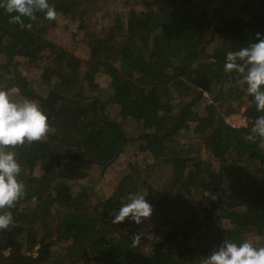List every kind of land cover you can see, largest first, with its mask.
<instances>
[{
  "label": "trees",
  "instance_id": "1",
  "mask_svg": "<svg viewBox=\"0 0 264 264\" xmlns=\"http://www.w3.org/2000/svg\"><path fill=\"white\" fill-rule=\"evenodd\" d=\"M114 1L49 0L54 20L37 12L20 24L0 7V89L37 101L50 127L11 149L25 196L0 209L14 219L0 230V264H201L225 239L264 246V146L247 139L264 113L243 74L224 71L229 51L264 34V0H141L86 44V61L48 38L61 19L86 30L90 13ZM242 109L247 125L230 126L225 118ZM130 148L133 174L110 197L80 185L95 169L104 178ZM130 194L145 196L152 215L113 224Z\"/></svg>",
  "mask_w": 264,
  "mask_h": 264
},
{
  "label": "clouds",
  "instance_id": "2",
  "mask_svg": "<svg viewBox=\"0 0 264 264\" xmlns=\"http://www.w3.org/2000/svg\"><path fill=\"white\" fill-rule=\"evenodd\" d=\"M0 7L9 14L15 13L9 17V22L14 24L23 23L24 17L34 20L37 12H44L48 20H54L57 16L55 6L49 0H0ZM224 71L243 74L241 83L246 85V92L253 97L257 112L264 113V34L257 33L255 42L229 51ZM243 113L241 115L246 119ZM47 120L37 101L25 98L22 102H16L7 91L0 89V209H11L25 196V185L18 180L21 165L11 149L26 141L31 143L44 138L50 130ZM247 139L252 142L259 139L261 146H264V114L256 117ZM152 212V205L145 196L130 194L128 202L122 204L113 215L112 223L120 224L130 218L139 225ZM13 224L10 211L0 213V230L8 229ZM137 238L138 235L134 239ZM201 264H264V246L257 247L250 240L237 244L225 239L201 260Z\"/></svg>",
  "mask_w": 264,
  "mask_h": 264
},
{
  "label": "rangeland",
  "instance_id": "3",
  "mask_svg": "<svg viewBox=\"0 0 264 264\" xmlns=\"http://www.w3.org/2000/svg\"><path fill=\"white\" fill-rule=\"evenodd\" d=\"M141 0H138L140 5H136L134 0H115L111 6H105V8H99V11H93L90 13V18L89 22L87 24L86 30H84L86 25H79L78 23L73 24L70 26L69 21L60 20V23L58 27H56V30H52L48 38L58 46L62 47L65 49L69 54L74 55L82 60H87L88 57V50L86 48V44L92 40L93 37H96L99 32H101L102 29L105 27L109 26L111 24V18L116 16L120 17L125 20L128 14L131 12L138 13L140 10L143 9L141 5ZM211 1V0H210ZM209 1V2H210ZM203 1L200 2V4ZM81 29H79V27ZM77 30V31H76ZM44 54V53H43ZM48 54L45 53V55ZM25 60H23L24 62ZM22 72L25 76H28L32 80H40V71L34 70L31 65L27 66H22ZM99 84L101 85L102 89H106L110 83V79L106 76H99ZM41 84V83H40ZM44 85H39V88L41 90H46ZM205 97H207V94H204ZM244 112V109L239 111V113L232 114L230 116L226 117V121L229 124H241L243 125V119L242 113ZM247 125V122L245 123ZM129 136H135L137 134H134V130H131L128 132ZM182 143H185L187 145L192 144L193 141L189 139L186 136H182ZM195 143L198 144V139L194 141ZM127 154V155H126ZM126 154L124 155V158H122V163L117 166L114 169H111L107 174L104 175V178H101V169H95L89 173L88 178L84 183H81L80 185H83L84 187H89L90 189H93L94 193L99 195L100 199H107L110 197L113 193V188H116L119 184L118 182L125 177L126 175L133 174L131 167H130V156L133 154V149L130 148V150H127ZM141 159V163L144 162L145 158L143 156L138 155V160ZM202 159L208 160L209 155L206 153L205 150H202ZM151 163V161L149 160ZM111 172V173H110ZM163 178L166 181L168 178V170L164 169L163 171ZM161 175V174H160ZM167 183V181H166ZM158 188L162 187V184H159L158 182L155 183ZM96 200L97 198L94 197ZM96 203V202H95ZM152 224V222H149ZM154 233V232H153ZM148 241L143 240L142 242L144 244L150 243L153 241V236L150 234L149 236L146 237ZM154 242V241H153ZM66 244L61 243L60 246L54 247L53 252L57 253L58 249L63 248ZM142 245V244H141ZM8 253V252H7ZM58 254V253H57ZM57 257H59L57 255Z\"/></svg>",
  "mask_w": 264,
  "mask_h": 264
},
{
  "label": "built area",
  "instance_id": "4",
  "mask_svg": "<svg viewBox=\"0 0 264 264\" xmlns=\"http://www.w3.org/2000/svg\"><path fill=\"white\" fill-rule=\"evenodd\" d=\"M242 123H243V125H241V124H238V125H237V124H235V123L230 124V125H231L232 127H234V128H241V127H244V126H246V124H245V123H246V119H245V118L243 119V122H242Z\"/></svg>",
  "mask_w": 264,
  "mask_h": 264
}]
</instances>
